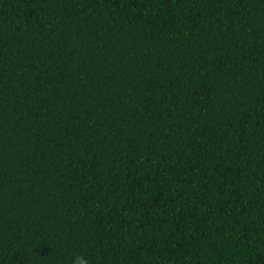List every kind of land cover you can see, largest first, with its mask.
Returning a JSON list of instances; mask_svg holds the SVG:
<instances>
[{
	"label": "trees",
	"instance_id": "16d2710c",
	"mask_svg": "<svg viewBox=\"0 0 264 264\" xmlns=\"http://www.w3.org/2000/svg\"><path fill=\"white\" fill-rule=\"evenodd\" d=\"M264 264V0H0V264Z\"/></svg>",
	"mask_w": 264,
	"mask_h": 264
},
{
	"label": "clouds",
	"instance_id": "9594fccd",
	"mask_svg": "<svg viewBox=\"0 0 264 264\" xmlns=\"http://www.w3.org/2000/svg\"><path fill=\"white\" fill-rule=\"evenodd\" d=\"M73 264H87V260L78 255L74 258Z\"/></svg>",
	"mask_w": 264,
	"mask_h": 264
}]
</instances>
